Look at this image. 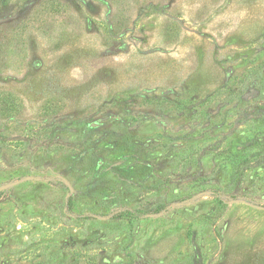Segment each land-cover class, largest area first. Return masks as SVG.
Masks as SVG:
<instances>
[{
	"label": "rangeland",
	"instance_id": "rangeland-1",
	"mask_svg": "<svg viewBox=\"0 0 264 264\" xmlns=\"http://www.w3.org/2000/svg\"><path fill=\"white\" fill-rule=\"evenodd\" d=\"M0 264H264V0H0Z\"/></svg>",
	"mask_w": 264,
	"mask_h": 264
}]
</instances>
